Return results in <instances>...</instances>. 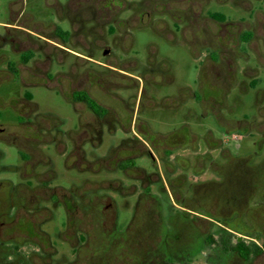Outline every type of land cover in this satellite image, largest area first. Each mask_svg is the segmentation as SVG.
<instances>
[{"label":"flooded vegetation","instance_id":"obj_1","mask_svg":"<svg viewBox=\"0 0 264 264\" xmlns=\"http://www.w3.org/2000/svg\"><path fill=\"white\" fill-rule=\"evenodd\" d=\"M158 3V6H165V12L177 31L181 30L185 33V28H187L190 33L191 28L195 29L200 25L207 26L208 22L209 25H215L221 30L223 24H228L225 23L226 19L223 15L218 12L203 16L190 7L181 8L182 3L177 4V0H166V2L160 0ZM23 4L24 0L9 1L8 5L15 6V9L10 12L12 18H9L8 25H1L4 32L0 34V87L16 84L22 91L19 95L14 94V91L11 92L6 101L0 98V106L14 108L21 119L18 122L20 124L18 133H11L10 125H0V135L16 147L24 163L22 181L18 185L0 177V264H52V256L57 253V250L52 246L49 236L40 228L48 217L43 220L39 217L43 212L49 214L48 202L54 207L62 205L66 220H68L69 213L73 214L76 211L78 205L74 197L61 195L63 188H47V182L53 174L51 168L46 173L36 174L35 172L37 163L50 164L42 153H35L37 139L51 134L57 136L62 134L59 127L61 122L58 119L47 126L39 120L40 115L36 114L38 106L31 91L41 89L55 94L65 89L69 92L77 127L75 131L69 130L63 133L67 136L74 134L82 137L81 139L85 140L92 149L100 146L106 135L112 142L98 161L110 166L111 171L118 170L131 180V184L124 187L125 193L121 194L120 190L117 192L122 196L127 208L129 207L127 197L135 196L130 209L131 219L124 229H118L116 226L118 210L111 195H98L100 199H103V203L96 205H93L91 194H84L81 197V199L88 198V204L81 208L83 215L88 217L93 213L98 221L111 231L109 235L115 236L116 240L125 243L131 251L136 253L135 259L128 260L121 252V256L117 258L109 256L106 261L105 258L102 259L101 264H110L114 261L124 262V264L134 262V264H196L186 258L194 250L199 253L201 262L204 264H264V165L242 162L241 160L246 159L245 156H230L219 146L217 148L212 145L213 149L201 150L197 144L190 143L189 145L192 138L199 140L197 135L191 131L187 136L189 141L187 147L186 144L169 145L166 143L165 134L151 128L149 123L154 119L142 118L144 70L139 69L136 59L126 62L121 60L122 56L115 54L116 49H122V37L128 34L124 28L127 22L118 20L115 11L106 9L97 1H85L81 5L78 0H64L63 3L59 0H50L49 8L58 14L61 13V17L67 21L68 30L63 31L50 22L47 28L51 31L47 33L43 29L46 25L44 22L36 24V21L24 18ZM150 8L153 6L151 5ZM150 8L144 7V14H148L146 10ZM86 21L93 24L91 29L84 26ZM203 21H207V24ZM96 27L102 28L103 33L97 34ZM206 30L207 28L197 29L196 35L191 36L198 41L201 48L211 52L204 57V76L209 79L208 87L218 89L220 98L224 102L237 85L235 78L237 65L234 58L239 49L230 51L223 44L227 43L224 39L226 36L220 35L219 32L212 34L210 29L209 32ZM59 31L67 32V35L64 37ZM118 32L119 35H117ZM201 32H203L202 36H200ZM249 32L251 31H247ZM82 33L92 36L91 44L85 46L87 57L94 58L95 48L100 49L103 51L102 58L105 63L108 62L106 56L114 59L113 68L99 64L100 68L91 65V67L87 66L78 70V62L82 60L98 64L78 53V44L84 42ZM244 33L239 36V42ZM250 34L251 37L246 44L253 37L252 33ZM107 36L110 37L109 40ZM109 41L111 44L108 43ZM204 42H207V45H203ZM4 48L7 49L4 51ZM63 58H71L66 70L52 73L54 67L61 69ZM213 58L216 60H212ZM217 59L225 65L223 68L217 64ZM152 72L149 71L150 74ZM64 76L67 79V87L63 85L62 77ZM211 79L216 83L211 82ZM99 88L105 91L109 104L99 102L94 96ZM134 89L137 94L133 99L130 93ZM201 89L200 85L197 94L188 93V96L194 99L195 104L201 110L207 111L226 124L243 127V122L246 121L227 120L222 115L216 99L205 96ZM186 90L189 91L185 87L181 90L180 94L183 99L177 103V108L181 105L184 110L183 129L185 133ZM81 95H85L95 105L91 106L85 102L80 98ZM148 103L149 112L153 110V105L157 106V109L160 107V104L154 101ZM222 105L221 103V107ZM34 115L36 116L34 123L26 121ZM232 129L227 130L225 136H233L230 132ZM118 133L123 135V139L114 141ZM144 138H149L150 141L153 139L151 146ZM79 144L75 143L73 154L76 159L84 161L86 155ZM55 149L60 152V144L55 146ZM211 153H216V157L225 159V162L217 164L216 158H213ZM140 156L149 157L154 169L148 172L137 166L135 161ZM34 158L36 159L33 160ZM38 159L39 162H37ZM207 159L209 160L206 170L203 164ZM214 167L213 176L215 178L202 180L201 178ZM187 171L188 174L192 173L191 178L187 175ZM218 178H223V180L216 181ZM187 180L192 181L189 183L190 195H186ZM208 185H214L222 192H230L231 197L226 198L231 201V208H233L231 211L232 224H228L227 220L229 205L219 204L215 212H208L205 215L195 213L188 205L194 197L206 194ZM199 187H204L201 188L204 189L202 194L196 193ZM40 195L43 196L45 204L41 202V205L37 204L41 198ZM28 203H35V206L28 208ZM23 212L26 214L25 217H23ZM214 218H218L219 222ZM17 220L24 221L28 227L15 226ZM192 220L200 221L205 226L203 234L193 228L190 223ZM67 226L66 221V229ZM142 226L146 227L149 235L147 239L150 241L145 242L146 244H140L137 239L132 240L129 237L132 230ZM192 228L195 230L194 235L190 233L187 239L186 231H191ZM59 238H62V235ZM87 238H89L87 232L79 231L77 228L74 230L69 241H65L67 245H72V242L75 244L69 250L73 254L72 258L65 261L63 257L62 264H81L86 248L88 251L92 249L91 242ZM189 239L192 244H186V240L189 241ZM175 242L178 248H175ZM153 244L156 247L152 248ZM48 247L53 249L54 253H47L45 249Z\"/></svg>","mask_w":264,"mask_h":264},{"label":"rangeland","instance_id":"obj_2","mask_svg":"<svg viewBox=\"0 0 264 264\" xmlns=\"http://www.w3.org/2000/svg\"><path fill=\"white\" fill-rule=\"evenodd\" d=\"M9 1L11 0H0V34H3L4 30L1 25L9 21ZM64 2V0H59ZM160 0H106L105 8L110 11H115L118 20H122L124 23L127 22L125 31L128 32L127 36H123L121 40L122 49H116L115 54L121 57L122 61H130L136 59L138 61V67L140 70H144L142 75L143 80V96H142V107L144 113L142 118H153L154 121L150 120V126L153 130H158L160 133L166 135V143L174 146L188 145V133L191 131L196 134L198 139L192 138L190 143L197 144L201 150H209L212 145L215 147L219 146L222 151L229 153L230 156L240 157L245 156L241 160L242 162L249 163L251 165H264V0H177L178 3H182L181 8L190 7L195 12H200L201 15L207 16L208 13L218 12L223 15L226 19L222 29L219 30L215 25H200L197 28H191L188 33L185 28V33L181 30L177 31L176 27L169 20V15L165 12V6L159 5ZM163 1V0H162ZM49 0H24L22 14H25V19L30 21L44 22L48 24L50 22L57 25L63 31L68 30L67 21L61 17V13H56L53 9L47 7ZM166 2V0H164ZM186 4H183L185 3ZM163 4V2H162ZM101 5V4H99ZM153 8H150V6ZM15 7V6H14ZM144 7L150 8L146 10L148 14H144ZM217 20V19H216ZM207 21H203L206 23ZM44 30L50 32L51 29L47 28ZM39 26V25H38ZM84 26L87 29H91L93 24L90 21H86ZM40 27V26H39ZM186 27V26H185ZM206 31L218 33L224 35V39L227 43H223L230 51H236L239 49L238 54L234 60L237 65L236 69V83L233 91L226 97L224 102L220 98V91L218 89H211L208 87L207 82L209 79L205 77L204 73V57L211 52L205 51L206 49L201 48L198 41L193 38L196 35L197 29H206ZM107 29V26L105 27ZM212 30V31H211ZM219 30V31H218ZM247 31H251L247 33ZM97 34L103 33L102 28H95ZM199 32V31H198ZM245 32V33H244ZM244 35L240 38L241 34ZM248 44L246 41L251 37ZM107 34V33H106ZM203 32L200 33L202 36ZM119 35V32L118 34ZM193 35V36H191ZM82 39L84 42L79 43L77 51L87 59H90L86 55V44H91L92 36L88 33H82ZM249 37V38H248ZM248 38V39H246ZM110 37L107 36V40ZM109 41L108 43H110ZM230 43V45H228ZM203 45H207L204 42ZM228 45V46H227ZM7 49V48H6ZM3 49L4 51L6 50ZM95 57L90 60H94L98 64H94L88 60H82L78 62V70H82L84 67H91L94 65L100 68L99 64L111 66L114 65V59L111 56H106L108 62H104L102 56L103 51L95 48ZM212 60H216L213 58ZM63 64L61 69L53 68L52 73L65 71L66 67L71 62V58H63ZM219 67L225 66L219 59H217ZM125 65H128L125 63ZM129 66V65H128ZM95 68V69H97ZM149 71H153L152 74ZM64 86L66 85L65 76L62 77ZM60 79V78H59ZM200 82V83H199ZM211 82L216 83L215 80L211 79ZM202 86V94L205 96L214 97L219 109H221L222 115L227 120L233 121H246L243 122V127L240 128L238 125L226 124L224 121L219 120L213 115H210L207 111L201 110L198 107L194 99L188 96L190 94H197L200 85ZM67 87V85H66ZM186 90V133L183 129V117L184 110L180 105L177 108V103L180 102L183 97L180 94L182 89ZM14 91V94H21V89L17 85H6L0 87V98L5 101ZM34 95L35 102L38 106L37 115H40L39 120L43 124L50 125L55 119L61 122L60 131L62 134L55 135L51 134L42 139H37L35 145V153L40 154L50 161V164L45 162L37 163L35 169L36 174L46 173L51 168L53 174L47 182V188L54 189L57 187L63 188L61 192L63 197H74L78 202L76 211L71 214L69 213L68 220L62 205L58 207L49 205V214L42 213L40 220L48 217L47 221L40 226L41 230L45 232L51 241L52 246L57 250L56 254L53 249L49 247L45 249L47 253H54L52 256V264H62V258L65 261L72 258V252L70 247L65 241L72 237L74 230L77 228L79 231H85L88 233V241L91 242L92 249L84 251V260L81 264H101L102 259L113 256L117 258L126 256L128 260L130 258L135 259L136 253L131 251L128 245L120 243L116 240L115 236L109 235L111 231L106 229L103 224L98 221L93 213L88 217L83 215L82 207L88 204V198L81 197L84 194H91L93 205H96L103 201L98 195L108 194L116 202L118 217L116 219V226L118 229H124L131 219L130 209L134 203V195L127 197L129 207L127 208L117 192L121 194L125 193L124 187L131 184V180L124 176L121 172L111 171L110 166L104 165L99 162L98 159L102 158L106 153L111 142L109 139L104 137V141L100 146L92 149V147L78 135H68L63 132L75 131L77 127V119L75 117V111L69 100V92L64 91L55 94L47 90H35L31 91ZM105 91L101 88L95 91L94 96L99 102L109 104ZM137 92L131 91L130 97L135 98ZM139 92V97H140ZM149 101L160 104L152 106L150 112L147 110ZM221 103L223 104L221 107ZM225 106V107H224ZM36 120V116H32L26 121L31 124ZM21 119L18 117L16 110L12 107H1L0 106V125H10L11 133H18L20 124L18 123ZM248 122V123H247ZM247 123V124H245ZM229 125V127H227ZM233 136L226 135L227 130H230ZM246 130V131H245ZM231 134V133H228ZM186 135V138H185ZM210 135V136H209ZM123 139V135L118 133L114 141ZM151 146L152 141L144 138ZM83 142V143H82ZM75 143H80V148L85 152V160L81 161L76 159L73 152ZM60 144V152L55 149V146ZM113 144V143H112ZM191 144V145H192ZM217 147V148H219ZM213 149V148H212ZM123 154V153H122ZM188 154L186 153V156ZM213 158H216L217 164L225 162L223 158H217L216 153H211ZM21 153L16 147L8 143V141L0 135V177L8 179L12 183L18 185L21 183V174L23 172L24 163L21 161ZM34 158L33 160H35ZM40 159V157H39ZM39 159L37 162H39ZM208 160L205 161L203 166L208 168ZM191 161V160H189ZM136 165L142 167L146 171L154 169L152 161L147 156H140L136 159ZM110 170V171H109ZM215 167L208 171L206 176H203L202 180H211L215 178L213 176ZM191 178L188 171L186 172ZM223 178H218L221 182ZM190 180L186 181V195H190L191 188L189 187ZM204 187L196 189V193L202 194ZM207 193L202 196L198 195L188 202V205L192 210L201 215H205L208 212H215L220 205L228 206V224H232V209L231 201L226 198L231 197L230 192H222L215 188L214 185L206 186ZM226 194V195H224ZM23 195V193H22ZM163 198L165 195L162 194ZM30 197V196H29ZM38 205L45 204L43 196L40 195ZM188 197V196H187ZM41 202V203H40ZM103 203V202H102ZM177 204V203H176ZM178 205V204H177ZM35 206V203H28V208ZM26 215L23 212V217ZM90 217V219H89ZM19 218V217H18ZM32 219V218H31ZM219 222L218 218H214ZM67 221V229H66ZM193 228L203 234L206 229L200 221L190 222ZM15 226L20 228L28 227L27 224L22 220H17ZM188 226V224H186ZM190 227V226H189ZM189 227L187 229H189ZM186 231V238L192 234L194 235V229ZM146 227H137L130 232V239H137L140 244L148 243L150 240ZM105 231V233H104ZM30 232H33V230ZM104 233V235L102 234ZM109 233V234H108ZM191 233V234H190ZM183 234V232H182ZM62 235V238H59ZM180 240V239H179ZM178 240V241H179ZM64 241V242H63ZM177 241V242H178ZM191 241H193L191 239ZM70 243V242H68ZM145 243V244H146ZM192 244V242L186 240V244ZM194 244V243H193ZM175 248H178L177 243L174 244ZM189 246V245H188ZM156 247L154 244L152 248ZM123 250V251H120ZM195 252V253H194ZM189 253V252H188ZM133 256V257H132ZM190 256V257H189ZM125 257V258H126ZM196 264H204L201 262V257L197 251H193L190 255L186 256ZM70 261V260H69ZM132 262V261H131ZM109 263V260H108ZM135 263V262H134ZM133 263V264H134ZM110 264H124V262L114 261Z\"/></svg>","mask_w":264,"mask_h":264},{"label":"crops","instance_id":"obj_3","mask_svg":"<svg viewBox=\"0 0 264 264\" xmlns=\"http://www.w3.org/2000/svg\"><path fill=\"white\" fill-rule=\"evenodd\" d=\"M85 1H87V2L97 1V3L101 4L104 7H105V2H106V0H78V3L82 5L85 3ZM49 6H50V2H48V4H47V7H49ZM14 9H15L14 6H12V5L9 6L10 12H12ZM10 18H12V17H10ZM4 24L8 25V22H6Z\"/></svg>","mask_w":264,"mask_h":264},{"label":"trees","instance_id":"obj_4","mask_svg":"<svg viewBox=\"0 0 264 264\" xmlns=\"http://www.w3.org/2000/svg\"><path fill=\"white\" fill-rule=\"evenodd\" d=\"M60 32V31H59ZM64 37L67 35V32H60ZM249 38V37H248ZM246 38V39H248ZM81 99H83L85 102L89 103L91 106H94V102L92 100H90L89 98H87L85 95H81L80 96Z\"/></svg>","mask_w":264,"mask_h":264}]
</instances>
